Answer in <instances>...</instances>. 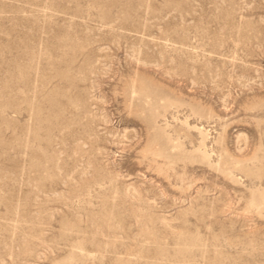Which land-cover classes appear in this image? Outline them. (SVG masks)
<instances>
[{"label": "rangeland", "instance_id": "374dc122", "mask_svg": "<svg viewBox=\"0 0 264 264\" xmlns=\"http://www.w3.org/2000/svg\"><path fill=\"white\" fill-rule=\"evenodd\" d=\"M0 264H264V0H0Z\"/></svg>", "mask_w": 264, "mask_h": 264}, {"label": "bare ground", "instance_id": "6f19581e", "mask_svg": "<svg viewBox=\"0 0 264 264\" xmlns=\"http://www.w3.org/2000/svg\"><path fill=\"white\" fill-rule=\"evenodd\" d=\"M195 244V243H194Z\"/></svg>", "mask_w": 264, "mask_h": 264}]
</instances>
